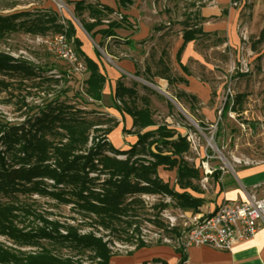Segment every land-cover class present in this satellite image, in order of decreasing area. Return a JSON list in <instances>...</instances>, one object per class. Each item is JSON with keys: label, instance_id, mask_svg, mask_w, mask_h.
<instances>
[{"label": "trees", "instance_id": "trees-1", "mask_svg": "<svg viewBox=\"0 0 264 264\" xmlns=\"http://www.w3.org/2000/svg\"><path fill=\"white\" fill-rule=\"evenodd\" d=\"M124 1L129 0L121 2ZM83 13L88 14L91 22L85 21ZM111 14L113 10L105 6L85 1L74 4V18L88 34L105 21L107 28L98 30V33L102 37L114 36V30L121 27L125 20L112 21L109 18ZM202 20L200 17V22ZM19 32L41 38L49 34L64 35L85 66V96L91 101L101 100L105 77L100 74L98 66L80 51L81 43L74 36L71 21L61 19L53 10L39 11L34 15L30 12L0 15V39ZM197 35L207 34L200 27L186 28L182 33L183 45ZM181 50L176 55L177 61ZM43 71L46 70L28 60L0 52V75L7 77L0 79V92H7L13 86L23 87L30 82L34 95L45 96L30 107V111L34 112L31 117H25L18 124L0 122V193L8 197L37 195L49 198L58 205L69 206L82 218L81 221H90L81 227L92 230L81 231L76 224L39 216L40 223L34 232L25 231L14 224L15 212L19 208L0 203V235L16 245L39 248V251L27 252L0 245V264H109L114 254L109 248V240L105 238L115 233H126L125 241L135 246L134 251L149 246L134 237L140 233L138 207L143 206L142 196L167 197L184 212L198 210L202 200L188 192L199 193L195 184L199 173L198 167L187 160L190 150L187 137L177 134L166 124L141 134L155 123L147 101L143 102V107L138 106L135 88H127L121 81L116 86L115 98L120 105L114 106L132 117V133L138 138L131 149L121 152L106 139L116 122L104 116V122L94 123L75 106L60 102L58 96L48 98L50 87L58 85L59 80L54 76H43ZM144 73L150 75V69L145 68ZM168 73L169 68L166 67L153 77L164 79L168 84L176 81ZM136 77H141L139 67ZM181 79L179 81H184ZM145 80L153 83L151 78ZM182 96L191 102L196 101L195 96ZM102 125L108 126L101 130L99 127ZM91 130L101 136L92 138L90 143ZM118 155L125 158L119 159ZM161 166L168 170L176 168L175 185L180 191L170 188L158 176L157 169ZM167 207L165 202L154 205L159 210ZM158 214L151 224L166 234L179 236V228L163 224ZM72 221L76 219L72 218ZM42 241L74 250H88L92 255L89 262L62 257L43 246Z\"/></svg>", "mask_w": 264, "mask_h": 264}, {"label": "rangeland", "instance_id": "rangeland-1", "mask_svg": "<svg viewBox=\"0 0 264 264\" xmlns=\"http://www.w3.org/2000/svg\"><path fill=\"white\" fill-rule=\"evenodd\" d=\"M52 1L61 19L68 18L73 25L79 26L73 16L58 9L56 0ZM206 1L147 0L145 2V6L149 8L147 14L153 20L152 36L154 37L149 55L145 59L135 56L141 75L138 79L146 81L145 79L151 78L158 86L159 78L153 77V74L167 67L168 75L176 81L168 84L163 92L156 89L150 92L146 87L143 88L144 83L137 81L131 86L138 93L136 101L138 106L143 107V102L147 101L156 124H176L177 128L192 134L188 157L199 167L202 157L209 156V166L214 175L217 172L232 170L237 165L243 166L264 160V0L238 1L237 7L240 9L238 51L229 48L217 49L216 46L221 47V38L202 37L200 50L203 64L193 60L187 63L188 71L190 70L188 75L205 82L211 88L213 107L211 109L214 111L212 119H206L198 112L197 101L191 102L182 96L184 94L182 88L187 82L183 78L184 72L171 58V49L176 37L186 28L200 27L202 23L199 17L200 8ZM47 2L50 0H0V15L8 16L20 12H30L34 15L39 11L52 10L47 6ZM52 38L50 34L41 38L20 32L14 33L0 39V52L28 60L44 68L46 71H43V76L58 78L59 83L50 87L48 98L58 96L60 102L75 106L77 111L86 113L85 118L94 123L104 122L105 117L101 116L98 106L84 94L86 73L78 72L73 64L57 57L49 50V42ZM70 46L74 50L73 45ZM145 68L150 69V75L144 73ZM0 79L7 77L0 75ZM24 85L13 86L7 92H0L1 123L18 124L25 117H31L34 112L30 111V107L34 102L38 103L45 98L43 94L34 95V87L30 82ZM147 85L152 86L149 83ZM107 126L102 125L99 128L103 130ZM96 136L101 135L93 130L89 132L90 143ZM116 157L125 158L123 155ZM260 193H257V196L261 197L262 192ZM141 200L143 206L138 207L140 233L134 236L135 239L140 238L148 245H168L175 249L182 246L183 236L187 231V226L184 224L188 222L189 216L176 208L167 197L145 195ZM163 202L168 204L167 208L164 210L154 208V205ZM0 203L12 204L19 208L15 212L14 224L25 231L34 232L40 223L39 216L60 223L76 224L80 226L81 231L92 230L81 227L89 224V220L81 221L82 218L69 206L58 205L49 198L21 194L8 197L0 193ZM157 214L163 224H168L169 227L177 226L179 236L166 234L151 224ZM72 218L76 221H72ZM126 238V233L119 232L105 240H109L111 252L118 255L134 251L135 246L125 241ZM41 243L62 257L89 262L88 259L92 255L88 250H74L46 241ZM0 245L14 251H39V248L16 245L2 235H0Z\"/></svg>", "mask_w": 264, "mask_h": 264}, {"label": "crops", "instance_id": "crops-1", "mask_svg": "<svg viewBox=\"0 0 264 264\" xmlns=\"http://www.w3.org/2000/svg\"><path fill=\"white\" fill-rule=\"evenodd\" d=\"M59 1L64 5L62 11L73 16V18L74 4L85 1L92 5L105 6L113 10V14L109 16L112 21H119L122 18L125 20L121 27L114 30L115 35L110 37H102L98 33V30L107 28V22L105 21L101 26L95 28L91 34L86 33L78 21L79 26L73 25V27L74 36L81 43L80 51L98 66L100 74L105 77L101 100L93 101V103L98 106L101 116L111 118L116 122V126L106 136V139L115 150L128 151L137 143L138 138L132 133L134 130L132 117L119 111L114 106L115 104L120 105L115 98L117 83L121 81L125 87L133 88L131 84L137 81L144 83L142 84L143 87H146L150 92L155 91V89L163 92L168 85L166 80L158 77L159 85L156 86L154 82H148L153 86L150 85V87L147 85V81H141L138 79L139 77H136V71L139 67L138 56L145 59L149 55L150 46L153 45V20L147 14L149 9L145 6L147 0H129L128 2H121L122 0ZM238 1L207 0L200 8V17L203 19L200 28L207 35H197L195 39L183 45L182 33H180L171 49V58L184 72L183 78L187 82L182 88L184 94L195 96L199 107L198 112L206 119H212L214 116V111L211 109L213 108L211 105V88L205 82L188 75L190 70L188 71L187 63L189 60L202 63L200 50L202 37L221 38V47L218 45L216 46L217 49L229 48L235 51L240 49V36L238 34L240 9L237 7ZM47 6L56 12L52 0L47 2ZM82 17L85 21L91 22L87 13H83ZM220 34L222 36H215ZM180 48L182 50L179 61H177L176 55ZM152 120L155 125L144 129L141 134L153 131L159 126V124H156L153 115ZM167 127L181 136L187 134L186 130L177 128L176 124H169ZM187 160L192 163L189 157ZM199 168L200 166L198 167L199 179L195 182L199 193L188 192L193 197L201 199L202 204L196 212L183 211L189 217L205 216L213 213L218 206L226 201H245L248 192L255 189L259 194L264 187V160L243 164V166L237 165L232 170L228 169L214 175L211 174L205 184L201 183ZM157 173L165 183L169 184L170 188L180 191L175 185L176 168L168 170L161 166L158 167ZM109 264H264V221L259 225L253 238L237 244L229 252L219 251L208 246H192L186 249L179 246L175 249L168 245H149L129 254L114 255L111 257Z\"/></svg>", "mask_w": 264, "mask_h": 264}, {"label": "built area", "instance_id": "built-area-1", "mask_svg": "<svg viewBox=\"0 0 264 264\" xmlns=\"http://www.w3.org/2000/svg\"><path fill=\"white\" fill-rule=\"evenodd\" d=\"M56 1L58 9L61 11L64 5L59 0ZM49 45V50L54 52L57 57L73 64L78 72H85V66L78 60L64 35L53 36ZM186 137L190 143L192 134H186ZM209 158V156H203L200 163L202 184H205L208 176L212 174ZM202 187L204 188V185ZM263 221L264 187L261 197L257 196L256 190L253 189L248 192L245 201H226L218 206L213 213L188 217V222L184 224L187 226V231L183 236L182 247L186 249L192 246H208L219 251L229 252L237 244L253 238Z\"/></svg>", "mask_w": 264, "mask_h": 264}]
</instances>
